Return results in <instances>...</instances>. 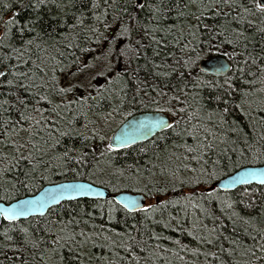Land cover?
Wrapping results in <instances>:
<instances>
[{
    "label": "snow or ice",
    "instance_id": "snow-or-ice-1",
    "mask_svg": "<svg viewBox=\"0 0 264 264\" xmlns=\"http://www.w3.org/2000/svg\"><path fill=\"white\" fill-rule=\"evenodd\" d=\"M0 264H264V0H0Z\"/></svg>",
    "mask_w": 264,
    "mask_h": 264
},
{
    "label": "water",
    "instance_id": "water-1",
    "mask_svg": "<svg viewBox=\"0 0 264 264\" xmlns=\"http://www.w3.org/2000/svg\"><path fill=\"white\" fill-rule=\"evenodd\" d=\"M215 59H216V56H213V57H210V58L203 59L200 62L201 66H203L204 69H205V73L212 75L211 74V69L209 68V65L212 64L215 61ZM136 115L140 116V115H142V113H139V114H136Z\"/></svg>",
    "mask_w": 264,
    "mask_h": 264
},
{
    "label": "trees",
    "instance_id": "trees-1",
    "mask_svg": "<svg viewBox=\"0 0 264 264\" xmlns=\"http://www.w3.org/2000/svg\"><path fill=\"white\" fill-rule=\"evenodd\" d=\"M213 56H216V54L213 53V54H211V55L204 56V57L201 59V61H202L203 59H206V58H209V57H213ZM201 61H200V62H201ZM205 74L207 75V78H209V79L213 78L212 75L207 74V73H205ZM139 113H141V112H136V114H139ZM114 127H115V125H114Z\"/></svg>",
    "mask_w": 264,
    "mask_h": 264
}]
</instances>
